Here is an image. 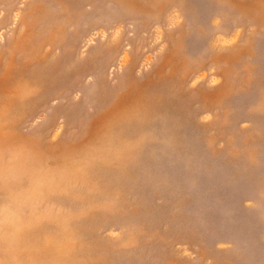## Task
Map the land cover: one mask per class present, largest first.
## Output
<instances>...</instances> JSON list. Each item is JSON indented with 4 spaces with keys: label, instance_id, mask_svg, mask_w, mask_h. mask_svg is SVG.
Returning <instances> with one entry per match:
<instances>
[{
    "label": "rangeland",
    "instance_id": "rangeland-1",
    "mask_svg": "<svg viewBox=\"0 0 264 264\" xmlns=\"http://www.w3.org/2000/svg\"><path fill=\"white\" fill-rule=\"evenodd\" d=\"M0 264H264V0H0Z\"/></svg>",
    "mask_w": 264,
    "mask_h": 264
}]
</instances>
